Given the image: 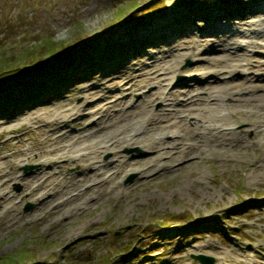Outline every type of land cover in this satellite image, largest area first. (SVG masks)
I'll return each mask as SVG.
<instances>
[{"label":"rangeland","instance_id":"1","mask_svg":"<svg viewBox=\"0 0 264 264\" xmlns=\"http://www.w3.org/2000/svg\"><path fill=\"white\" fill-rule=\"evenodd\" d=\"M131 1L0 0V45L6 46L5 58L13 60L12 65L18 61L20 51L29 50L32 44L49 36L71 54L90 53L92 49L99 54V59H103L91 68L79 61L81 64L77 61L76 64L71 61L60 63L50 69L53 77H59V84L42 92L36 93L32 86H26V82L16 84L1 95L9 102L17 101V104L14 112L0 113V125L11 121L14 134L22 135L20 138L27 140L29 145L37 139L42 140L37 132L43 121L31 124L28 129V124L21 123L17 118L24 112L36 111L46 101L59 99L68 93L70 100L81 103L83 97L74 95L80 84L93 83L102 73L113 72L118 64L126 58L135 57L133 54L138 51L139 54L150 53L155 57L160 55L154 53L160 52V43L169 45L172 40L180 38L187 41L186 30L192 29L194 33L206 30L203 28L205 15L226 14L234 10L244 15L254 4V0H186L189 6L183 7L178 5L179 0H158L160 7L157 8L149 6L156 0H136L140 5L138 12L123 20V24L131 25L124 29L115 21L119 13L130 12L120 10L126 9ZM167 10L175 13V16L170 13L171 18L177 19L171 35L136 50L138 41L134 36L143 31L144 24H152ZM197 24H200V29L196 28ZM219 26L222 32L226 31L225 23ZM106 44H109L107 48L112 46L122 51L121 55L111 57ZM246 49L250 58L264 59L263 46L254 49L246 46ZM48 60H42L44 64L41 68L48 67ZM196 63L193 58H184L179 66L183 73L177 75L173 83L172 80L165 81L167 91L173 96L174 91L180 94L176 95L179 103L187 102L188 97L184 95L187 90L191 91L189 96L193 99L204 97L201 87H205L206 82H212V78L197 79L199 75L195 79L190 78L192 74L186 70ZM42 70L31 69L25 81H33ZM66 70L68 72L64 76ZM248 72L254 78L261 77L262 73L257 68ZM236 74L243 76L240 72ZM62 76L69 79H62ZM222 77L230 76L220 73L216 80L220 82ZM194 82L198 88L192 87ZM155 90V85L141 86L132 94L130 102H140ZM114 93L118 94V91ZM165 107L158 100L152 104V109L156 111ZM192 120H187L191 126ZM225 125L234 129L248 127L247 123L234 125L227 122ZM71 126L75 130L80 127L77 124ZM170 139V136L165 137L166 141ZM241 139L247 143L243 151H207L194 166L174 173L158 174L159 170L141 175L136 168L122 169L117 174L118 189L110 192L104 188L95 192L94 196L98 198L91 202L88 209L60 219L53 216L50 206L42 209L27 195L31 180L29 173L38 168V164L21 163L14 170L18 176L24 177L14 180L8 187L17 207L15 221L8 223L6 218L0 219V261L2 257L22 250L34 264H123V260L127 264H201L195 259L197 255L211 258L213 264H228L227 259L217 253L230 248L264 261V170L258 174H251L248 170L250 164L261 157L262 150L258 140L252 141V131L243 134ZM14 142L0 136V157L14 151ZM120 153L135 159L144 157V151L139 146L123 147ZM101 160L115 162L111 152L102 153ZM184 164L178 163L174 167ZM25 166L34 168L24 172ZM79 169L80 165L61 164L57 171L60 175H67ZM130 176L134 178L127 182ZM98 180L94 178V182ZM27 204L31 208L25 211ZM164 227L178 228V232L165 233ZM129 250L138 252V255L129 257Z\"/></svg>","mask_w":264,"mask_h":264},{"label":"bare ground","instance_id":"2","mask_svg":"<svg viewBox=\"0 0 264 264\" xmlns=\"http://www.w3.org/2000/svg\"><path fill=\"white\" fill-rule=\"evenodd\" d=\"M253 3L245 15L235 10L205 15L203 28L206 30L195 33L192 29L186 30L187 41L180 38L169 45L160 43V52H154L160 55L155 57L138 51L133 54L135 57L118 64L113 72L102 73L93 83L80 84L74 95L83 97L81 103L70 100L68 93L17 118L27 123L28 129L31 124L43 121V126L35 127H39L37 133L42 140L29 145L20 138L22 135L14 134L11 121L1 124L0 136L15 142L14 151L0 157V219L6 218L8 223L15 221L17 207L8 187L24 177L18 176L14 168L25 161L38 164L29 173L27 195L42 209L50 206L58 219L88 209L98 198L95 192L118 189L117 174L122 169L136 168L141 175L159 170L158 174L174 173L194 166L207 151H243L247 143L241 136L248 131L253 132L252 141L258 140L262 150L261 157L248 170L251 174L264 170V59L250 58L246 49V46L264 47V0ZM170 13L167 10L152 24L143 25V31L134 36L138 41L136 50L171 35L177 19L171 18ZM171 14L175 16L174 12ZM221 23L226 24V31L224 28L221 31ZM196 28L200 29V24ZM211 52L216 54L210 55ZM184 58L197 61L186 70L192 74L190 78L199 75L197 79L212 78V82L201 87L204 97L193 99L187 90L184 95L188 100L183 104L176 101V95L180 94L174 91L173 96L164 85L166 80L173 83L183 73L179 66ZM252 68L261 70V77H252L248 72ZM220 73L230 77L219 82L216 78ZM148 84L155 85L156 90L139 103L130 102L132 94ZM155 100L166 107L153 110ZM189 118L193 119L192 126L187 122ZM227 122L247 123L248 127L226 128ZM73 124L80 127L75 130ZM167 136L171 137L170 141L165 140ZM130 146H139L144 157L135 159L120 153L123 147ZM104 152H111L115 162H103ZM182 162L185 164L174 167ZM61 164L80 165V169L60 175L57 169ZM94 178H99L98 182ZM217 254L226 258L228 264H264L263 260L252 259L233 248Z\"/></svg>","mask_w":264,"mask_h":264},{"label":"trees","instance_id":"3","mask_svg":"<svg viewBox=\"0 0 264 264\" xmlns=\"http://www.w3.org/2000/svg\"><path fill=\"white\" fill-rule=\"evenodd\" d=\"M130 7V10L135 9L137 7L136 1L131 2ZM120 11L123 12V9ZM119 15V21L123 20V14L119 13ZM62 48L63 46L54 42V38L49 36L44 40H39L36 44H32V47L29 50L20 51L17 56L18 61L15 60V64L12 65L13 63L11 62L13 60L7 61L5 58V53L7 52L4 51H6V46L0 45V113L12 112L15 107V101L9 102L1 97V95L9 92V90L16 84L24 82L31 69L41 68L44 64H42L43 59H49L47 61V63L50 62L49 66L43 68L42 71H39V76L34 81H26V86H32L37 93L46 90L53 85L59 84V77H53L50 73V69L57 66L58 62H69V60L73 59L71 55L65 54L66 51ZM85 58H87L88 61H93V58L89 54H81L76 57V60H82ZM67 72L68 70H66L65 74H67ZM64 76H62V79H69V77L65 78ZM47 79L50 80V82H48ZM49 83L51 84L49 85ZM134 254L135 252L132 251L131 255ZM27 257V253L20 250L14 254L2 257L0 262L1 264H33L27 259Z\"/></svg>","mask_w":264,"mask_h":264},{"label":"water","instance_id":"4","mask_svg":"<svg viewBox=\"0 0 264 264\" xmlns=\"http://www.w3.org/2000/svg\"><path fill=\"white\" fill-rule=\"evenodd\" d=\"M28 169H31V167H24V171H26V170H28ZM132 179H133V176L132 177H130L129 178V181H132ZM18 190H19V187H18ZM31 208V205H26V207H25V211H28L29 209ZM197 260H199L201 263H203V264H213V261H212V259H210V258H207V257H205V256H196L195 257Z\"/></svg>","mask_w":264,"mask_h":264}]
</instances>
